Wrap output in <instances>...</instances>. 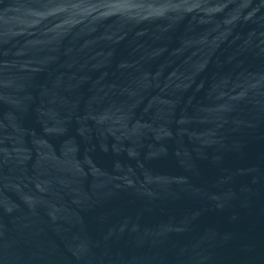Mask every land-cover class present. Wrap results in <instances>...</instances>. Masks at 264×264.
<instances>
[{
  "label": "water",
  "instance_id": "1",
  "mask_svg": "<svg viewBox=\"0 0 264 264\" xmlns=\"http://www.w3.org/2000/svg\"><path fill=\"white\" fill-rule=\"evenodd\" d=\"M0 264H264V0H0Z\"/></svg>",
  "mask_w": 264,
  "mask_h": 264
}]
</instances>
